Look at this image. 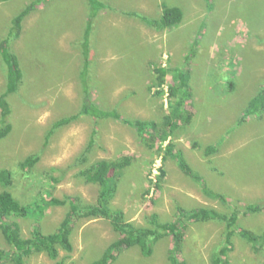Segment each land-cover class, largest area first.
Wrapping results in <instances>:
<instances>
[{
    "label": "rangeland",
    "instance_id": "obj_1",
    "mask_svg": "<svg viewBox=\"0 0 264 264\" xmlns=\"http://www.w3.org/2000/svg\"><path fill=\"white\" fill-rule=\"evenodd\" d=\"M38 1L0 0V43L12 33L15 19L36 2L22 22L20 37L9 43L22 67L23 82L8 97L11 112L5 124L11 131L0 138V170L13 175L9 186L0 184V193L8 190L22 205L43 209L40 219L15 218L23 237H30L35 228L53 234L69 212V205H46L44 198L73 197L82 207L97 205L100 187L79 173L100 160L128 158L131 163L110 202L127 221L151 227L153 214L169 223L179 217L180 209L226 216L237 212V231L220 259L264 264V208L251 214L245 209L251 204L264 207V111L241 120L264 86V0H102L107 10L96 17L91 33L88 87L81 81L88 0ZM164 4L182 9L180 25L158 31L142 22L141 16L159 19ZM156 67L169 70L162 88L154 86ZM181 70L188 74L191 118L177 120L167 142L156 141L150 148L121 120L94 121L79 115L88 92L91 100L124 120L161 124L183 95L174 79ZM174 85L177 97L170 95ZM5 92L0 54V96ZM72 116L76 118L70 123L54 128ZM169 143L174 145L171 152ZM179 152L220 198L208 195L183 172ZM31 155L39 161L23 169L21 163ZM185 222L180 258L187 264H214L225 248L227 221ZM242 229L261 237V242L255 245L242 237ZM71 238V253L62 250L56 260L46 253L32 254L27 264H92L121 235L107 218L80 217ZM172 245V236L166 234L151 256L136 246L111 264H170ZM1 248L11 251L0 229Z\"/></svg>",
    "mask_w": 264,
    "mask_h": 264
},
{
    "label": "trees",
    "instance_id": "obj_2",
    "mask_svg": "<svg viewBox=\"0 0 264 264\" xmlns=\"http://www.w3.org/2000/svg\"><path fill=\"white\" fill-rule=\"evenodd\" d=\"M39 0L38 2H41ZM90 7V14L87 20V26L84 33V39L81 45V51L83 56V70L81 71V78L83 87L87 86V76L89 67L91 64V52H90V38L93 30L94 22L99 13L106 8V4L101 0H88ZM34 4L28 5L24 11L15 19L14 28H11L12 33L9 37L0 43V54L6 71V92L0 96V110L1 121L3 127L0 128V138L6 137L11 131V125L5 124L6 119L9 116L11 109L8 101V97L19 90L23 82L22 67L19 64V60L16 54H14L9 43L11 38H18L22 33V22L30 12L36 7ZM133 13H129L132 16ZM140 14H138V18ZM184 13L179 7H168L162 5V15L159 19L149 18L147 16H141V20L147 26L153 27L158 31L174 28L181 24L183 21ZM156 73V79L154 86L162 88L166 83V78L169 74V70L165 67H156L154 69ZM176 83H180L183 90V95L178 97L175 105L170 107V114L165 116L164 122L159 123L153 120H136L129 121L124 120L121 115L115 110H107L95 101L91 100L89 93L86 94L79 115L89 116L94 121H98L102 118H114L127 123L131 127H134L141 137L150 148L154 147V143L157 141L167 142L175 129L178 127L177 120L190 122L191 113L187 110L186 103L188 98L191 97L188 74L179 71L175 76ZM85 80V81H84ZM88 87V86H87ZM178 87L176 85L171 87L170 95L172 97L178 96ZM161 91H158L160 94ZM264 111V86L259 90L256 96H254L248 105V109L242 116V121L246 120L252 115H257ZM76 116L64 118L59 120L54 128L70 123ZM93 142V141H92ZM174 148L172 143L167 145V151L171 152ZM211 150V149H210ZM214 151V150H213ZM178 163L184 173L192 177L198 182L204 192L212 197H219L211 191L204 180L190 168L186 162L182 153L178 154ZM39 161V157L36 155L29 156L24 162L21 163L23 169H31ZM130 159L120 160H100L85 170H82L79 175L89 184H95L100 187V193L98 197L97 205L81 206L76 201L78 198L66 197V199L60 200L58 198H51L49 201L44 202L46 205L63 206L69 205V212L60 224V227L53 234L45 235L38 228H35L30 237H23L22 230L19 222L15 218L18 217H36L40 219L42 217L43 209L34 208L32 206L22 205L8 190H4L0 193V229L5 241L11 247V251H4L0 249V263L3 260L9 259L11 264H27V257L32 254L46 253L51 259L56 260L60 251L71 253L74 249L72 243V233L74 223L77 218L90 217V218H107L110 220L114 229L121 235V238L114 241L105 250L100 259L92 264H111L114 262L120 253L130 249L132 247H139L144 256L149 257L153 254L154 246L163 236L171 235L173 239L172 248L169 251L170 264H187V262L180 258L182 253V246L185 236V220L188 221H206V220H219L227 221V233L225 236V248L221 251V255H218L214 260V264H228V261H222L220 258L223 254L230 250L231 237L233 232L237 231L238 213L234 212L229 216L209 211L206 209H196L192 212L184 213L179 210V217L169 223H161L156 214H153L150 219L151 227L137 226L135 223L127 221L125 215L121 210H115L112 208L110 202L114 198L118 191L119 181L123 171L130 165ZM165 175V171H161L160 177ZM12 172L10 170H0V184L2 186H9L11 184ZM264 207L258 205H247L245 209L247 214L256 213ZM242 237L257 245L261 242V237L254 234L249 230L238 231ZM223 253V254H222ZM222 262V263H221Z\"/></svg>",
    "mask_w": 264,
    "mask_h": 264
},
{
    "label": "crops",
    "instance_id": "obj_3",
    "mask_svg": "<svg viewBox=\"0 0 264 264\" xmlns=\"http://www.w3.org/2000/svg\"><path fill=\"white\" fill-rule=\"evenodd\" d=\"M102 1V0H101ZM106 4V3H105ZM105 10H107V5H106V8L105 9H103L100 13H99V15H102L104 12H105ZM104 11V12H103Z\"/></svg>",
    "mask_w": 264,
    "mask_h": 264
}]
</instances>
